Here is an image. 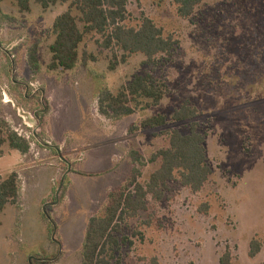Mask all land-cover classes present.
Listing matches in <instances>:
<instances>
[{
  "label": "rangeland",
  "instance_id": "rangeland-1",
  "mask_svg": "<svg viewBox=\"0 0 264 264\" xmlns=\"http://www.w3.org/2000/svg\"><path fill=\"white\" fill-rule=\"evenodd\" d=\"M69 2L46 11L32 2L30 13H20L13 0L0 2V118L29 144L24 155L7 145L1 148L0 177L17 165L14 157H26L31 167L51 164L58 170L57 176L53 169L41 172L38 186L30 182L26 207L7 205L0 214V264H83L89 220L103 216L110 195L128 185L134 169L138 182L147 183L160 166L152 156L168 146L170 131L189 133L192 121L170 119L185 101L198 111L193 121L205 135L212 174L197 193L173 182L160 202L149 197L147 211L126 220L120 234H114L119 246L113 264H153L154 259L158 264H219L227 249L233 264H260L264 0H203L189 19L177 15L173 0H127L123 24L137 28L144 17L150 19L177 41L170 57L152 64L133 54L111 71L112 51L102 46V38L88 35L73 70L50 71L52 25ZM33 49L36 68L29 64ZM144 74L168 85L161 103L148 109L142 104L118 120L100 119L99 93L116 94ZM159 114L167 116V126L141 127ZM120 139L125 146L113 147ZM92 168L96 173H89ZM19 186H25L24 180ZM252 240L261 251L249 258Z\"/></svg>",
  "mask_w": 264,
  "mask_h": 264
},
{
  "label": "trees",
  "instance_id": "trees-1",
  "mask_svg": "<svg viewBox=\"0 0 264 264\" xmlns=\"http://www.w3.org/2000/svg\"><path fill=\"white\" fill-rule=\"evenodd\" d=\"M202 1L173 0L177 15L182 19H189ZM32 2L46 11L51 6L65 4L69 0H13L20 13H30ZM127 17V0H71L67 10L58 15L52 25L54 40L48 46L51 55L48 69L64 72L73 70L79 61L78 49L88 35L99 36L103 41L102 46L112 51L108 65L111 71L119 64L126 63L133 54H142L152 64L157 63L158 57L172 55L177 46L173 37L164 36L163 31L146 17L139 27H127L123 24ZM90 58L94 59L89 55L87 59ZM37 61L33 49L29 54L30 66L36 68ZM168 93V85L151 74L135 75L116 94L108 90L100 92L97 97L98 111L106 119L118 120L132 115L142 104L147 109L157 107ZM197 117V109L188 101L183 102L170 119L177 123L192 121L189 133L182 135L176 130L170 131L168 146L152 156L153 162L160 161V166L150 174L147 183L142 185L138 182L139 171L134 169L128 185L110 195L103 216L89 220L82 253L83 264H113L115 248L119 246L114 234H120L121 225L126 220L147 211L149 197L160 202L170 183H178L192 193L199 192L205 186L212 170L206 156L205 135L198 131V123L193 121ZM167 125V116L160 114L141 122L142 128L150 129ZM5 145L21 155L29 150V144L9 131L6 122L0 118V157L3 155L1 148ZM131 156L138 163L139 155L133 152ZM19 191L16 172L0 177V214L7 205L17 203ZM260 251V244L256 240L250 241L249 258L256 257ZM153 264H158L155 259ZM219 264H233L228 249L221 255ZM260 264H264V259Z\"/></svg>",
  "mask_w": 264,
  "mask_h": 264
},
{
  "label": "crops",
  "instance_id": "crops-1",
  "mask_svg": "<svg viewBox=\"0 0 264 264\" xmlns=\"http://www.w3.org/2000/svg\"><path fill=\"white\" fill-rule=\"evenodd\" d=\"M100 119L104 120L106 122V120L109 121V119H106L105 117H102L101 115H99ZM111 127V123H108ZM96 126V125H95ZM98 128V126H96ZM110 132V131H109ZM107 132L106 131H101L102 134H108L107 136L108 137H111L112 133L110 132ZM120 142H115V144H111L113 147H119V148H122V144H123V147L125 146V142L122 141L121 139L119 140ZM98 151V150H97ZM96 151V152H97ZM84 157V156H83ZM97 157V156H96ZM101 157V156H99ZM112 157H115V155H112ZM3 157H0V159H2ZM15 160L17 158V165L12 169V172H16L18 174V177L19 179H22L24 180V184L25 186H23L20 191H19V198H18V201L15 205H18L20 207L22 206H27L28 203L27 201H29V186H30V182H34V184L36 186H38V183H40V173L41 172H44V171H49V170H55L56 172V176L58 174V170L56 169V167L54 165H51L49 164L48 166H43V167H31L29 166V164H27V161H25V158L26 157H14ZM23 160H24V163H23ZM97 161H100L101 159H96ZM26 162V163H25ZM81 164L78 165L79 168H83L85 166L84 164V160L83 161H80L79 162ZM78 169V168H77ZM82 170V169H81ZM92 171L93 172H89V173H96L93 168H92ZM88 171H83V173H87ZM55 174V173H54ZM55 175H53L54 177ZM55 176V177H56ZM38 188V187H37ZM39 209H41V207H39Z\"/></svg>",
  "mask_w": 264,
  "mask_h": 264
},
{
  "label": "water",
  "instance_id": "water-1",
  "mask_svg": "<svg viewBox=\"0 0 264 264\" xmlns=\"http://www.w3.org/2000/svg\"><path fill=\"white\" fill-rule=\"evenodd\" d=\"M67 165H68V171L66 172V174L69 172V169H70V165L67 163ZM64 179H65V175L62 177V179H61V182H60V188L63 186V182H64ZM59 191V190H58ZM58 191H57V193H58Z\"/></svg>",
  "mask_w": 264,
  "mask_h": 264
}]
</instances>
